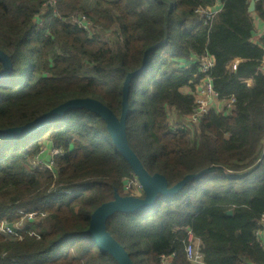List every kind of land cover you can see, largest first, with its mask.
<instances>
[{"label": "trees", "instance_id": "obj_1", "mask_svg": "<svg viewBox=\"0 0 264 264\" xmlns=\"http://www.w3.org/2000/svg\"><path fill=\"white\" fill-rule=\"evenodd\" d=\"M48 2L0 0V51L12 64L0 80V131L26 127L78 99L97 100L120 118L126 78L167 36L147 72L131 83L129 146L169 188L210 167L224 172L171 199L160 197L147 212L114 215L107 231L133 264H161L173 255L172 264H191L187 231L200 241L204 264H264L256 238L264 216V39L252 43L249 0H56L40 26ZM217 4L222 8L207 24L196 13ZM254 14L264 22V5ZM76 16L99 31L89 37L69 23ZM103 32H114L120 43L103 42ZM204 55L215 63L210 76L220 99L235 104L228 114L212 111L196 134L174 130L169 114H191L193 98L183 91L203 78L190 62ZM45 143L61 152L57 178L27 169ZM135 178L104 121L86 110L69 112L33 136L0 140V226L18 223L19 212L48 214L20 241L0 235V264H118L86 233L98 208L115 194L131 195L123 182Z\"/></svg>", "mask_w": 264, "mask_h": 264}, {"label": "water", "instance_id": "obj_2", "mask_svg": "<svg viewBox=\"0 0 264 264\" xmlns=\"http://www.w3.org/2000/svg\"><path fill=\"white\" fill-rule=\"evenodd\" d=\"M254 10L255 4L251 2L249 13H253ZM167 42L168 37L166 36L163 44L148 49L144 55L142 68L139 71L128 75L126 78L123 89L122 114L120 118H118L110 108L97 100L78 99L58 107L26 127L0 131V140L19 139L33 136L48 124L63 118L67 113L79 110H86L104 121L107 132L112 139L114 146L129 164L143 191V197L141 198H135L132 196L120 197L118 194H115L114 201L102 205L95 211L91 218L90 227L86 234L92 238L94 244L101 252L110 255L118 264H133V262L125 249L118 244L107 231V222L111 217L116 214L136 215L147 212L154 208L160 197L171 199L183 191L188 184L199 181L203 177L215 172H224L222 168L210 167L198 174L185 177L177 185L169 188L168 181L164 176L159 174L151 176L146 171L137 155L129 146L127 138V120L129 115L131 83L135 78L140 77L147 72L150 55L160 49ZM0 62L3 65V70L0 73V80H3L11 74L12 64L9 57L1 51ZM227 215L232 216V212H229Z\"/></svg>", "mask_w": 264, "mask_h": 264}, {"label": "built area", "instance_id": "obj_3", "mask_svg": "<svg viewBox=\"0 0 264 264\" xmlns=\"http://www.w3.org/2000/svg\"><path fill=\"white\" fill-rule=\"evenodd\" d=\"M253 2L255 6L257 4L264 5V0H249ZM56 6V0H50L45 7ZM44 7V8H45ZM197 15L205 21L207 24L218 13L214 8L200 9ZM70 24L78 27L80 30L88 33L89 37L96 34L99 30L96 29L92 23L83 16L75 17L69 21ZM190 64L199 65V74L203 77L199 84L195 86L194 90L190 92V96L193 98V110L189 116H187L179 127L174 130H186L193 133L196 127H199L201 123L209 116L213 110H217V113L228 114L233 109L235 104L234 98L220 99L219 94L214 89V84L211 79L210 73L213 70L215 63L213 59L204 55L202 57H193ZM238 62L231 65L232 72L237 70ZM186 64L183 63L182 66ZM46 150L42 147L40 153L30 160L27 165V169L30 172L39 170L50 172L54 178H57V170L55 166V160L61 155L60 151L55 150L49 143ZM51 146V147H50ZM50 149V150H49ZM47 157V158H46ZM49 157V158H48ZM124 192L130 194L133 189H139L142 191L141 185L137 178L132 180H124ZM20 221L16 225H10L3 223L0 226V235L6 239L21 240V235L27 228L36 224L38 220L48 218L46 213H23L19 212ZM264 234V216L261 218L256 231V238L260 242V237ZM185 256L191 264H204L203 257L200 253V241L196 240L191 231H187V241L185 243ZM174 255L170 257L163 256L160 258L161 264H172Z\"/></svg>", "mask_w": 264, "mask_h": 264}, {"label": "rangeland", "instance_id": "obj_4", "mask_svg": "<svg viewBox=\"0 0 264 264\" xmlns=\"http://www.w3.org/2000/svg\"><path fill=\"white\" fill-rule=\"evenodd\" d=\"M51 8H52L51 6H48V7H45L43 9L41 16L38 18V24L40 26L43 24V17L48 13L49 9H51ZM76 17H79V16H76ZM73 18H75V17H73ZM100 35H101L102 41L105 42V43H108L111 47H113L114 45L120 43L119 38L117 37V35L114 34V32L113 33L112 32L111 33L110 32L109 33H104L103 32V33H100ZM169 121H170L171 127H173V128L179 127L182 124V120H179V118L177 117V115L176 114L173 115L172 113L169 114ZM198 130H199V127H196L193 130V133L192 134L198 133ZM47 144L48 143H45L43 145V147L45 148V150H46V147H48ZM130 194H131L130 196L135 197V198H141V197H143V191H140L139 189H133ZM23 213H25V212H23ZM46 220H47V218L46 219H42V220H38L36 222V224H34V225H41ZM16 224H10V225H16Z\"/></svg>", "mask_w": 264, "mask_h": 264}, {"label": "crops", "instance_id": "obj_5", "mask_svg": "<svg viewBox=\"0 0 264 264\" xmlns=\"http://www.w3.org/2000/svg\"><path fill=\"white\" fill-rule=\"evenodd\" d=\"M222 6L221 4H217L214 9L219 12L221 10ZM255 11V10H254ZM253 14V21H254V35H253V40L252 43L255 45H259L260 46V41L262 39H264V22H262L255 14L254 12ZM262 72L264 73V64H263V68H262ZM250 84V82H248ZM191 92V90H184L183 93L189 95ZM215 112H218L217 110H213ZM173 115H175V113L172 111L170 112ZM179 120H182V122L184 121V119L179 118ZM260 244L264 249V234L260 237Z\"/></svg>", "mask_w": 264, "mask_h": 264}]
</instances>
